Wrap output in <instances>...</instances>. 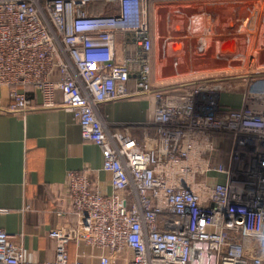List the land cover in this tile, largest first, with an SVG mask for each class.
Here are the masks:
<instances>
[{
	"label": "built area",
	"instance_id": "2783aa9c",
	"mask_svg": "<svg viewBox=\"0 0 264 264\" xmlns=\"http://www.w3.org/2000/svg\"><path fill=\"white\" fill-rule=\"evenodd\" d=\"M147 1L0 0V87L9 95L0 106L71 112L82 138L101 148L114 189L70 172L63 201L76 219L48 231L54 259L29 260L0 227V264H264V80L228 109L222 84L155 83ZM101 2L104 12L92 13ZM123 43L134 53L122 56ZM141 93L156 102L143 142L110 128L98 107ZM227 134L228 161L216 163Z\"/></svg>",
	"mask_w": 264,
	"mask_h": 264
},
{
	"label": "crops",
	"instance_id": "0c3cea01",
	"mask_svg": "<svg viewBox=\"0 0 264 264\" xmlns=\"http://www.w3.org/2000/svg\"><path fill=\"white\" fill-rule=\"evenodd\" d=\"M147 5L153 28L154 66L156 43L163 60L165 52L178 53L181 60L167 59L171 70L179 72L183 69L176 67L185 66L201 73L191 83L205 81L204 68L243 64V0H148ZM104 6L101 2L90 10L102 13ZM171 18L174 23H170ZM118 50L122 56L134 53L133 46L126 43ZM207 71L211 73V69ZM129 87L136 90L134 78ZM18 88L41 102L40 92H34L32 86ZM241 92L222 94L221 108L240 107ZM0 98L3 104L8 102L7 88L0 87ZM155 103L152 94L141 93L102 102L98 107L110 128L129 132L143 142L145 132H154L148 123L154 116ZM102 162L101 148L82 138L80 125L71 112L63 108L10 112L0 106V227L15 236L29 260L54 259L55 242L48 231L76 219L67 198L63 201L70 172L84 171L93 187L107 194L113 192L110 174L102 169ZM65 208L68 211L60 214ZM71 252L74 253V245Z\"/></svg>",
	"mask_w": 264,
	"mask_h": 264
},
{
	"label": "rangeland",
	"instance_id": "374dc122",
	"mask_svg": "<svg viewBox=\"0 0 264 264\" xmlns=\"http://www.w3.org/2000/svg\"><path fill=\"white\" fill-rule=\"evenodd\" d=\"M169 21L174 23L175 19L171 18ZM158 26L160 24H157ZM155 35L157 40V29ZM173 41H176L175 37H173ZM158 49L156 43V65H153L152 78L158 85L174 86L175 89L179 90L185 89L192 85L191 82L195 80L194 76L201 75V73L197 74L196 70L193 71L192 68H186L185 66L176 67L177 69H183L179 72L171 70V65H167V63L170 64L167 59L179 58L181 60L178 53L173 50L165 52L163 60L159 56L162 53ZM165 62L166 64H164ZM213 67L208 68L211 69V73L207 71V68H204L206 71L203 73V76H205L203 78L212 83L226 86L223 92H219L221 94L239 91L242 88L249 87L252 83L254 85L258 81L264 80V0H243V64H240V66Z\"/></svg>",
	"mask_w": 264,
	"mask_h": 264
},
{
	"label": "trees",
	"instance_id": "16d2710c",
	"mask_svg": "<svg viewBox=\"0 0 264 264\" xmlns=\"http://www.w3.org/2000/svg\"><path fill=\"white\" fill-rule=\"evenodd\" d=\"M96 8V7H94ZM233 141V136L231 134L225 135L224 142L221 144L219 147L216 157H215V162H227L228 161V155L229 151L231 149V144Z\"/></svg>",
	"mask_w": 264,
	"mask_h": 264
},
{
	"label": "bare ground",
	"instance_id": "6f19581e",
	"mask_svg": "<svg viewBox=\"0 0 264 264\" xmlns=\"http://www.w3.org/2000/svg\"><path fill=\"white\" fill-rule=\"evenodd\" d=\"M195 22H196V21H195ZM195 25H196V24H195ZM258 37H259V36H258ZM250 39H251V38H250ZM250 39H249V40H250ZM247 41H248V40H247ZM185 42H186V41H185ZM186 43H187V42H186ZM186 43H185V45H188V44H186ZM229 43H230V42H229ZM185 45H184V46H185ZM187 47H189V46H187ZM230 47H231V46H230ZM185 49H186V48H185ZM189 49H190V48H189ZM186 51L188 52V50H186Z\"/></svg>",
	"mask_w": 264,
	"mask_h": 264
}]
</instances>
